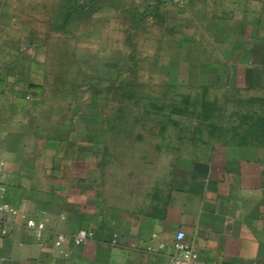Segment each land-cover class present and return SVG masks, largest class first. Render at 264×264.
Segmentation results:
<instances>
[{"label": "crops", "instance_id": "crops-1", "mask_svg": "<svg viewBox=\"0 0 264 264\" xmlns=\"http://www.w3.org/2000/svg\"><path fill=\"white\" fill-rule=\"evenodd\" d=\"M146 2L159 5L170 39L183 25L197 44L187 54L200 57L185 59L187 69L207 70L200 78L209 81L222 70L225 85L264 100V0H186L177 9ZM14 53L0 41L2 202L25 218L0 216V264H168L178 231L197 255L193 264H264V125L220 133L205 157L178 158L163 187L114 204L90 127L60 119L59 107L37 95L27 51ZM27 220L44 223L40 238ZM80 230L92 239H66L65 256L55 249L57 234Z\"/></svg>", "mask_w": 264, "mask_h": 264}, {"label": "rangeland", "instance_id": "rangeland-1", "mask_svg": "<svg viewBox=\"0 0 264 264\" xmlns=\"http://www.w3.org/2000/svg\"><path fill=\"white\" fill-rule=\"evenodd\" d=\"M158 6L0 0L1 45L17 48V57L27 51L22 61L32 63L37 95L59 107L60 119L90 127L114 204L163 187L178 158L205 157L220 133L236 137L264 125V100L225 85L222 70L209 81L200 78L207 70L186 68L185 59L200 57L187 54L197 44L183 25L170 39Z\"/></svg>", "mask_w": 264, "mask_h": 264}, {"label": "built area", "instance_id": "built-area-1", "mask_svg": "<svg viewBox=\"0 0 264 264\" xmlns=\"http://www.w3.org/2000/svg\"><path fill=\"white\" fill-rule=\"evenodd\" d=\"M170 3L177 5V6H183L186 0H168ZM4 162L0 161V216L3 214H8L11 216H18L21 219H24L23 213L21 211L14 209L7 205L6 203L2 202L4 198L5 189L1 181V177L4 170ZM25 227L28 230H31L35 233L37 238H40L42 233L45 231V225L42 221H33V220H27ZM7 234V229L0 225V236H5ZM93 237V234L89 231L80 230L74 235L66 237L63 234H57L54 238V247L55 249L62 255H64L61 251L62 244L66 239H70L74 244L79 245L82 243H85L86 241L91 240ZM184 232L178 231L173 239L172 242V248H173V255L169 259L168 264H193L197 258L196 253L188 247L184 243ZM112 245H117L116 237L114 236L111 240ZM162 248V245H160ZM65 256V255H64Z\"/></svg>", "mask_w": 264, "mask_h": 264}, {"label": "trees", "instance_id": "trees-1", "mask_svg": "<svg viewBox=\"0 0 264 264\" xmlns=\"http://www.w3.org/2000/svg\"><path fill=\"white\" fill-rule=\"evenodd\" d=\"M262 123L264 124V120L262 121Z\"/></svg>", "mask_w": 264, "mask_h": 264}]
</instances>
